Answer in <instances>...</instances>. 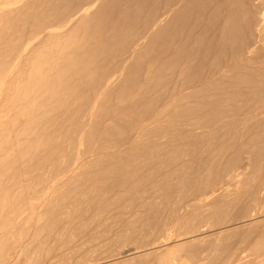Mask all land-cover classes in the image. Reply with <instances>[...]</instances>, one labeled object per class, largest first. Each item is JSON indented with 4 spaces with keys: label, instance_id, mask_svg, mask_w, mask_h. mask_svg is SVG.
Here are the masks:
<instances>
[{
    "label": "bare ground",
    "instance_id": "1",
    "mask_svg": "<svg viewBox=\"0 0 264 264\" xmlns=\"http://www.w3.org/2000/svg\"><path fill=\"white\" fill-rule=\"evenodd\" d=\"M262 180L264 0H0V264L15 246L19 264H36L49 239L71 244L85 215L99 226L138 194L160 200L146 201L143 228L119 212L114 225L132 233L58 264L103 250L94 263L204 264L185 247H220L238 227L187 234L230 207L255 216ZM176 197L196 200L188 220ZM243 242L231 264H264L263 252L244 259Z\"/></svg>",
    "mask_w": 264,
    "mask_h": 264
},
{
    "label": "rangeland",
    "instance_id": "2",
    "mask_svg": "<svg viewBox=\"0 0 264 264\" xmlns=\"http://www.w3.org/2000/svg\"><path fill=\"white\" fill-rule=\"evenodd\" d=\"M196 130L197 131H201V128H198V129L196 128ZM247 151H248L247 148L244 147L242 149L241 153H240L243 164H244V162H246V158L245 157L247 156V154H244L243 152L246 153ZM202 157H203V155H202ZM236 171H240V169H237ZM230 183L231 182H228V183L226 182L224 185L230 190L235 189L234 184L232 183L231 185H229ZM173 195H174V198H175V196L178 195V193L176 192L175 189L173 190ZM157 196H158L157 194H153L151 197H148V194H144V195L138 194L137 197H130L129 196L128 198L134 200L135 204H133L132 206H129V207L126 206L125 204H122L121 207L123 209L121 208V211H118V210H120V206L119 205L118 206L114 205L115 207L112 206V207L108 208L109 210L107 209L106 212L102 213L101 216H100L101 222L103 221L102 224H101V222L99 223V226H101V227L97 226L94 223L88 225V221H89V217L88 216H89V214L85 215L86 219L83 216L85 223L87 222V225L85 224V226L83 227L82 232H79V229H72V231H73V240L72 241L73 242L71 244L66 243V242H64V243L61 242L62 244L59 245L60 242L57 244V242H54V240L49 239L47 241V243L49 242L48 245H50V246L54 245L53 246L54 250L52 249L50 251L48 249L49 246L46 245V247L44 249V254H43V251L39 254L38 259L36 260L38 263L36 262V264H55L56 259L59 260V254L62 253L61 251H64V252L66 251L65 253H67V252L69 253L70 252L69 250H71L72 253H77V254L81 253V256H82V254H84L83 252L86 253V251L88 249H92V247H97L98 246L97 244L99 242L103 243V242L109 241V240L112 241L113 239L116 238V236L118 234L124 235V234H127V233H132V229L128 225L125 226L124 224H119V223H116V225H114L115 223H113V222L116 221L117 219H119L120 217H121L122 220H125V219L132 220V221L138 220L139 223H137V225H136L137 228H143V226H141L142 224H141L140 220L143 217L147 216V214L149 213V210L151 208L149 204H146V201H152V199L155 198L156 201L160 202V200L158 198H156ZM257 197H258L257 200H258V202L261 205L256 207L257 210L259 211L257 214H255L256 217L254 215H251L253 213H248V212H246V213H239L238 212L237 213V211L234 209L235 207H230V208H228L226 213L222 214L223 217H220V218H218L216 220H215V218H212V219L209 220L210 223H208V222L202 223L203 226L200 227L198 231H193L194 233L192 232V233L187 234V236L198 235L199 234L198 236L203 237V236L211 235V234H214V233L218 232V229H220L221 227L222 228L238 227L236 231H234V232H232V233H230L228 235H225V238L222 240V245L220 246L222 249L220 247L216 246V245L215 246H209L207 243H205L203 241L202 242L201 241H197V242L193 243L192 245L187 246V248L185 247V249L186 250L187 249L198 250V252H200V255H201V257H200V255H199V257L200 258H204V260H203L204 264H228V263L231 264V261L228 259V256H229V254L231 252L230 249L233 248V246L237 242H239L240 239L244 240V242H245V243L243 242L242 244H240L244 248V252L241 255L242 256L246 255V257L244 258L245 260L249 259L250 257H253L255 255V253L256 254L257 253H262V252L264 253V248H263L264 247V240H263L264 239V220H262V219H264V181L261 182V191L259 192ZM259 197H260V199H259ZM177 198L178 197H176V201H174V203H171L170 206H173L175 208L174 209L175 210L174 213L176 212L175 214L177 216H179L180 218H182L184 220H188L192 216V214H194V211H197L196 206H195V201L196 200L193 202V200H190L189 198L185 197L184 199L182 198L181 200H179L177 202ZM203 204H205V202H203ZM203 204H202V206H203ZM204 207L206 208V205L203 206L202 208H204ZM231 208L234 209V210H232ZM198 209L202 210L201 208H198ZM235 211H236V213H235ZM119 212H120V217L117 218L115 215H117ZM191 212H193V213H191ZM232 214H234V215L231 216ZM242 214H244V215H242ZM163 215H164L163 216L164 219L171 217V215L169 214L167 209H166V211H165V213ZM248 215H250V216H248ZM21 216H23V214ZM236 216H238V217L236 218ZM231 217H233V218H231ZM83 218H82V220H83ZM112 218H114V219L112 220ZM246 218H247V220H246ZM103 219H105V220H103ZM77 220L79 222V219H77ZM82 220H80V221H82ZM217 220H219L220 222L219 221L217 222ZM254 220H255V222H254ZM249 221H250L251 224L249 223ZM74 222L76 224L75 226H78V224H77L78 222L76 221V219H75ZM104 222L106 224H104ZM258 222H259V224H258ZM248 223H249V225H248ZM107 224L108 225L112 224L111 228L108 227L109 230L106 228L107 226H104V225H107ZM233 224H235V226ZM92 225H94V226H92ZM244 225H247V226H244ZM96 226H97V228H96ZM240 227H242V228H240ZM72 231H69V232H72ZM85 231H87V232H85ZM98 232H100V234ZM104 232H106V233H104ZM91 233H93V234L98 233V235H100V237L97 235L95 238H93V237L91 238L89 236V234H91ZM114 233H116V235H114ZM176 234L177 233H174V232L170 233L168 235V237H167L168 240L171 241V242H175V240L177 239V235ZM231 234L233 236H231ZM182 237H184V236H182ZM160 240H161V238L159 239V241ZM252 240H253V242L251 243ZM52 241H53V243H51ZM93 244H95V246ZM140 245H143V244H137V246H140ZM226 245H227V247H226ZM125 246L123 247V249H127V248H130V247H132V248L137 247L136 244H133V243H128L127 245L125 244ZM148 247H150V245L149 246H144V248H148ZM77 248L79 250H77ZM73 249L74 250L76 249L75 252H74ZM103 249H104V247L100 248V251H102ZM57 250H59V251H57ZM104 251H106V250H103L102 253ZM253 252H254V254H253ZM102 253H100V254H102ZM237 253H239V252H237ZM250 254H252V255H250ZM57 255H58V258L55 257ZM99 255H98V253L95 254L94 258H92V259H95L97 261L98 259H96L95 257L100 258ZM103 255H104V257H106L108 255L110 256L111 252H106V253L104 252ZM123 255L124 254L117 255L116 261L122 260ZM247 255H250V256L248 257ZM22 256H23V253L20 251V247L19 246H15L11 250L10 259L9 260L12 259L11 260V264H12V262H15V263L19 264L18 261L21 260V259H24ZM101 257H103V256L101 255ZM88 259L90 260V258L86 259L88 261L87 264H90L91 262ZM140 259H138V261L136 259V260H133V261H128V262H124V263H118V264H138V263L139 264H156V260H155L153 254L149 255L148 257H145V259L144 258H140ZM58 260L56 261V264H58ZM86 260H84V262ZM216 260H218V261L216 262ZM94 261H92L91 264H100L99 262L101 260L98 261V262H95V263H94ZM72 264H74V263L72 262Z\"/></svg>",
    "mask_w": 264,
    "mask_h": 264
}]
</instances>
